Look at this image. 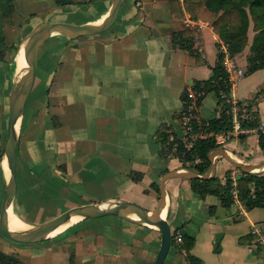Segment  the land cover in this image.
I'll return each instance as SVG.
<instances>
[{
    "label": "crops",
    "instance_id": "crops-1",
    "mask_svg": "<svg viewBox=\"0 0 264 264\" xmlns=\"http://www.w3.org/2000/svg\"><path fill=\"white\" fill-rule=\"evenodd\" d=\"M110 6L111 0H76L75 4L60 7L62 14L67 12L76 17L86 15L83 21L73 23H87L103 19ZM58 9L59 6L53 11L56 13ZM172 9L173 12L170 11L169 0H125L115 22L107 30L81 37L56 34L40 46L35 81L23 111L25 139L34 144L31 153L33 159H27L25 168L49 196L55 194L62 200L68 196L77 198L81 195L78 190H82V187L87 189L92 185L91 189H97L107 180L114 179L107 178V173L117 171L121 173L118 180H129L133 184L128 187L132 191L138 185H134V179L127 178L129 171H135L134 178L142 181L154 179V175L159 178L167 170L181 169L177 161L171 167L162 165L158 145L154 143V132L163 122L175 130L179 129L173 115L182 108L181 91L194 80L209 77L210 67L216 61L217 45L222 46V43L206 22L191 20L186 12L178 16L176 5ZM67 19L72 22L69 17ZM185 27H189L198 37L197 43L193 41L194 37L192 40L193 48L199 54L197 58L171 43L170 33ZM252 37L253 32L249 30L247 45L231 58L245 72L232 86L231 92L238 102L253 100L251 112H255L254 117L260 121L264 120V66L254 72H246V57ZM53 38L59 42L43 51L45 42ZM36 85L40 90L32 95ZM216 102L214 93L205 95L198 109L199 117L210 118ZM78 122L81 123L79 127L75 125ZM86 132L94 134L76 137ZM228 141H231L230 148L223 149L232 157L249 158L251 161L264 159V155L252 157V153L263 151L257 145V135L244 139L231 138L225 144ZM217 162V158H214V175ZM119 164L122 165L119 170L110 167ZM57 168L61 173L56 176L53 172ZM118 180L116 183H119ZM165 189L166 217L170 230L181 226L183 232L191 235L194 245L190 252L204 264H264L261 247L247 236L249 231L243 234L247 225L239 221V215L244 216L249 230L258 223L257 219L249 217L252 209L246 210L243 206L245 210L242 214L238 208L236 216H209L215 219L211 221L195 213L203 210L204 201H211L207 196V200L195 199L188 179H169L165 182ZM142 194H138L142 201L150 202L147 209L157 207L156 193ZM119 199L126 200L108 196L93 203ZM219 204L213 203L214 212L218 210L217 206L223 207ZM190 222L195 223L192 233L185 228ZM101 223L107 225L104 221ZM82 228L80 234L74 232L62 236L64 239L74 235L78 260L96 264H128L121 263L123 251L129 252L131 249L123 238L111 239V233L100 231L99 225L94 230L88 226ZM153 232V240L159 248L160 234ZM136 241L133 239V242ZM111 242H114L113 250L109 247ZM4 250L21 261L19 256H23L27 259L25 264H37L35 258L24 252L25 248L9 244V248ZM130 255L127 260L132 261L135 254ZM63 258L69 264V256ZM164 264H187L185 252L171 246Z\"/></svg>",
    "mask_w": 264,
    "mask_h": 264
},
{
    "label": "trees",
    "instance_id": "trees-1",
    "mask_svg": "<svg viewBox=\"0 0 264 264\" xmlns=\"http://www.w3.org/2000/svg\"><path fill=\"white\" fill-rule=\"evenodd\" d=\"M52 1L56 6L76 3V0ZM173 5L177 6L178 16H182L183 12H186L191 20L203 21L210 25L212 31L218 36L222 46L225 48L224 52L222 46L220 44L217 45L216 61L210 67L211 74L208 78L194 80L190 86L183 88L180 94L182 108L177 114L173 115V118L178 123L180 122L182 113L186 110L189 102L188 89L193 90L197 94L196 105L198 108H200L205 95L214 93L217 102L213 115L208 119L200 118L201 125L194 121H191L190 124L193 131H197L200 126H203L204 130L208 132L225 130L229 127L230 120L226 113L227 105L224 102L225 99L222 97V93L228 96L230 93V82L224 69V58L225 56L233 58L245 48L248 42V31L251 28L253 37L246 57V72L251 73L264 66V0H169L171 12H173ZM14 10V0H0V62H5L7 60L6 56L11 52V49L16 50L19 43L13 41L7 33L8 28L15 25ZM20 26L21 24L17 25L18 28ZM193 37L194 33L189 27L170 33V40L173 46L185 49L189 55L197 58L199 54L193 48ZM252 104L253 100L238 102L239 116L243 125H252L258 122V119L254 117L256 113L251 112ZM218 109L220 110V115L216 117L215 112ZM53 121L56 122L55 119ZM180 131V127L175 130L173 126L166 122L159 124L154 132V139L158 144V155L162 159L173 158L180 164L181 168H188L203 175L210 166L208 154L218 149L219 146L216 145L213 137H205L194 139L188 147L178 137L181 134ZM171 134L175 136L173 140H169ZM245 137L240 136L239 139H244ZM257 145L260 150L264 151V134L257 135ZM174 146L175 150H173ZM2 147L3 144L0 142V163L3 154ZM229 173L230 171L226 170L223 179L216 175L209 178L189 179L190 189L201 199L209 195L216 196L220 200V204L228 208L234 203L230 192L231 180ZM236 181L238 199L244 203L246 210L264 207V172L245 173L241 171ZM150 186L159 191L158 184L153 182ZM209 209L213 210L214 207L210 206ZM170 231L171 246L185 252L187 264H204L199 257L190 252L194 245V238L191 235L183 232L181 226ZM176 233H180L182 236V241L179 243L174 241ZM247 236L252 239L250 234H247ZM0 264L25 263L14 255L0 251Z\"/></svg>",
    "mask_w": 264,
    "mask_h": 264
},
{
    "label": "rangeland",
    "instance_id": "rangeland-1",
    "mask_svg": "<svg viewBox=\"0 0 264 264\" xmlns=\"http://www.w3.org/2000/svg\"><path fill=\"white\" fill-rule=\"evenodd\" d=\"M56 7L57 6H55L52 0H15V25L13 27L8 28L7 33L9 34L10 38L13 41L19 42L40 21H67L68 20L67 18L69 17V20H72V22H81L84 20L86 16L84 15V17H76L74 15H70L67 12H63L62 14V8L60 6L59 9L56 11V13L58 14H56L53 11V9H55ZM18 24H21L19 28L17 27ZM249 30L253 32L251 28ZM58 42L59 41L57 40V38L48 40L47 42H45L42 48L43 51L49 50L50 48H52L51 47L52 45L57 44ZM60 44L63 45V43ZM15 53L16 50L11 49V52L8 54V56H6L7 60L5 62H0V135H1L0 142L1 144L4 143V138L6 133V119L8 113L9 92L10 89L12 88V84L18 79L17 78L18 76L15 74L14 67H16V72H18L17 68H18L19 54L22 53L24 56L22 50H20V52H18L16 55ZM14 55H15V62H14L15 66L13 63L10 62V59H12ZM36 86L37 87H34L33 89L32 95L35 92H39L40 90L38 88L39 85ZM25 125H26V121L23 120L22 117V121L18 130L19 138H18V152H17V164H16L17 190L15 197L13 198V201L11 202L10 206L13 215H15L19 220V222H22V224L26 228L36 226L37 224L58 215L59 213L69 208V206L71 207V205L77 206L75 204L79 205V203L81 202H88L90 200H92L91 202H97L99 199H103L108 196L125 198L127 201L134 202L147 209V207L150 206V202L142 201L143 199L141 197L143 195L142 193L149 195L156 193V199L158 204L160 192L156 191V189L151 187L150 184L152 180H154V183L157 182L156 184L159 185V181L162 176L158 178L157 175H154V179L152 178L148 180L146 179L139 181L137 178H134L136 172L135 171L133 172V170L129 171L126 174L128 179L130 178V180L133 179L135 180V181L133 180L134 182L131 181L135 183L134 185L136 184L138 185L136 186V188L134 187L132 191L128 189V187L132 186L133 184L130 183L129 180H118L121 179L120 177L121 173H119L120 171H117V173L116 172H111L110 174L107 173L106 175L107 178L112 177L114 179H112L111 181L107 180L106 183L103 184L102 186H97V189H91L92 185L87 186L88 187L87 189L86 187H82L83 188L82 190H78L81 195L77 198L73 196H68L67 198L62 200L55 194H51V196H49V193L48 192L45 193V190L41 187V185H39L38 181L34 180L33 177L27 172L25 168V163L27 162V159L30 157L31 159H33V155L31 153H33V145H34L32 141L30 142V140L25 139V133H24ZM75 125L79 127L81 123L78 122ZM92 134L94 133L86 132L84 134L76 135V137L81 138L82 135L88 136ZM154 143L156 146L158 145L156 142ZM230 143L231 141H228L224 145V147L220 146L219 148H230L229 147ZM255 155L263 156L264 151H258L252 153V157ZM219 159L220 158H217L218 162L216 164V175L217 177L223 179L224 172L226 170L230 171V169L233 167L228 164L229 168L227 169V164ZM238 160H240L243 163H257L261 161V160L251 161L249 160V158L238 159ZM161 163L162 165L171 167L173 164L176 163V161L173 158L171 159L169 158V159H162ZM121 166L122 165L119 164L117 166H110V167L114 168L115 170H119ZM57 167H59V165ZM57 169L58 170L56 171L54 170L53 175L56 176L60 175L61 172L59 171L61 170L59 168ZM256 172L261 173L264 172V170H259ZM6 173L7 170L5 171L4 166L2 164L0 168V201L4 194ZM117 180L119 181V183H116ZM168 189L171 190V186H169ZM139 193L141 196L138 195ZM182 196H184L183 192H182ZM194 197L197 200L200 199V197L196 196L195 194ZM207 198L211 202L204 201L202 208L203 210L197 211V209L195 208V210L197 211L195 213H199L201 217L208 218L209 220L214 221L215 219L210 218L209 216L218 217L219 215L224 216L225 214V216L231 218L237 215L239 208L238 204L233 203L228 208L217 206L218 210L214 212V210H210L209 207L213 206V203L219 204L218 203L219 199L216 196H212V195L207 196ZM195 199L193 198L194 202L197 203V200ZM239 206L242 208L240 212L242 214L243 211L245 210L243 209L244 203H241V205L239 204ZM154 210L155 208L151 209V211ZM249 217L257 219L256 222L258 223L256 224H264V207L252 209L249 213ZM121 219L113 216H108V217L105 216L103 218L102 217L96 218L94 220L77 217L76 219L68 222L65 226H63L58 231L57 234L48 236L41 242L39 241L36 243L26 244V245L12 242L0 231V251L7 253L4 249L6 248L8 249L10 244L17 248L18 247L25 248L24 252L30 254V257H32L33 259L35 258L37 264H66L63 258L64 256L65 257L69 256V264H96L95 262H91V261L78 260L76 256L77 244L75 243L76 241L74 239L76 238L74 237V235H72L70 238L66 237L64 239L62 238V236L67 234H72L74 232L80 234V232L83 230L82 227L85 226L90 227V230H94V228L99 225L100 231L104 230L107 231V233H111V237H112L111 239L123 238V242L125 244H128L129 247L131 248L129 252L123 251V255H122L123 259L121 260V263L130 264L132 261H136L135 264H154L156 254L158 251V246L157 243H155L153 240L152 232L154 231L153 233L160 234L159 230L157 228H146L140 225L129 224L128 220L126 219L121 220ZM239 219L240 222L243 221L247 225L245 227L246 232L243 233L246 234L249 231L247 220H245L244 216L241 215H239ZM192 220H194V218ZM101 221L106 222L107 225L105 223L103 225ZM112 224H114L113 225L114 228L110 227V225ZM193 227H195V223L190 222L187 223V226L185 228L187 232L192 233ZM203 235L204 234H202V236ZM133 239H136L137 241L133 242ZM113 244L114 242H111V245H109V247L112 250H113V246H112ZM131 253H134L135 255L133 256L134 259L132 261H129L127 260V257L131 256L130 255ZM260 253H261V257L264 258V249L260 248ZM19 257L22 259L23 262L27 260L23 256H19Z\"/></svg>",
    "mask_w": 264,
    "mask_h": 264
},
{
    "label": "water",
    "instance_id": "water-1",
    "mask_svg": "<svg viewBox=\"0 0 264 264\" xmlns=\"http://www.w3.org/2000/svg\"><path fill=\"white\" fill-rule=\"evenodd\" d=\"M124 1L125 0H111L110 9L100 22L73 23L69 21H40L19 41L15 55L19 52L21 46H23L26 64L21 73L16 72V67H14L18 79L12 84L8 96L6 133L0 163L2 165V160L4 158L7 167L4 194L0 201V231L12 242L27 244L47 238L53 230L65 223L72 216H78L80 218H97L114 215L133 223L157 228L160 232V244L154 264H164L165 257L172 243L170 227L166 220L167 191L165 189V182L173 178H184L189 180L192 178L212 177L215 173L214 158H220L233 168L239 169L245 173L264 170V159L257 163H243L232 157L223 148H218L208 154L210 166L203 175L188 170V168L169 170L162 175L159 181L160 196L154 211L123 199L113 202H90L70 207L36 226L30 228L25 227L22 230L10 229L7 217V210L17 190L16 164L19 138L18 130L22 121L25 103L35 81L38 50L40 46L44 41L56 34L67 37H81L99 34L107 30L115 22L120 6ZM15 55L10 60L13 64L15 62ZM164 210L165 212L162 216ZM133 215L136 217H133Z\"/></svg>",
    "mask_w": 264,
    "mask_h": 264
},
{
    "label": "built area",
    "instance_id": "built-area-1",
    "mask_svg": "<svg viewBox=\"0 0 264 264\" xmlns=\"http://www.w3.org/2000/svg\"><path fill=\"white\" fill-rule=\"evenodd\" d=\"M198 37L194 36V42H198ZM199 49V48H198ZM223 51L225 52L224 46H222ZM200 50V49H199ZM224 69L228 75V81L230 82V93L228 96H225L222 93V97L225 99L224 102L227 105L226 113L230 120L229 127L225 130H221L218 132L206 131L203 126H200L197 131H193L192 125L190 124L191 121L198 123L201 125L200 117L197 114L198 107L196 105V97L197 94L191 90L189 91V102L185 111H183L180 122L178 123L181 131L178 137L181 139L182 142L185 143L186 146H190L192 141L197 138H205V137H213L215 140L216 145L223 146L228 139L231 138H239L240 136H249V135H258L264 134V120H260L252 125H243L241 122V118L239 116V108H238V101L232 96V86L244 76V71L240 67H238L235 62L225 56L224 58ZM220 115V110L218 109L215 112V116L218 117ZM206 126V124H204ZM175 136L171 134L169 136V140H173ZM175 150V146L173 147ZM241 170L232 168L229 173V178L231 180V195L233 196L234 203L238 204L239 211L241 212L242 208L239 206L241 202L238 199L237 195V177L240 175ZM249 234L252 236L254 242L264 249V224H254L251 226L249 230ZM174 241L179 243L182 241V236L180 233H176L174 236Z\"/></svg>",
    "mask_w": 264,
    "mask_h": 264
},
{
    "label": "bare ground",
    "instance_id": "bare-ground-1",
    "mask_svg": "<svg viewBox=\"0 0 264 264\" xmlns=\"http://www.w3.org/2000/svg\"><path fill=\"white\" fill-rule=\"evenodd\" d=\"M101 21V20H100ZM99 21V22H100ZM22 52L24 53V56L22 53L19 54V58H18V68H17V71L18 73H21L23 67H25V52H24V49H23V46H21V49ZM19 50V52H20ZM4 159V158H3ZM5 160L2 161V164L4 166V169L5 171L7 170V167H6V162H4ZM7 175V173H6ZM113 202V201H111ZM165 210L163 211L162 213V216L164 214ZM7 217H8V222H9V228L12 229V230H22V228H24L25 226L22 224V222H19V220L17 219V217L15 215H13V213L11 212V206H9L8 210H7ZM78 216H72L69 220H67L65 223L61 224L60 226H58L55 230H53L49 236H52V235H55L58 233V231L63 227L65 226L68 222L76 219ZM133 217H136L135 215H133Z\"/></svg>",
    "mask_w": 264,
    "mask_h": 264
}]
</instances>
